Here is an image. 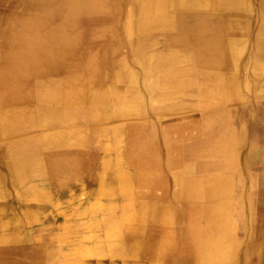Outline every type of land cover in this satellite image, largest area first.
Returning <instances> with one entry per match:
<instances>
[{"label": "bare ground", "instance_id": "1", "mask_svg": "<svg viewBox=\"0 0 264 264\" xmlns=\"http://www.w3.org/2000/svg\"><path fill=\"white\" fill-rule=\"evenodd\" d=\"M0 264H264V0H0Z\"/></svg>", "mask_w": 264, "mask_h": 264}, {"label": "crops", "instance_id": "2", "mask_svg": "<svg viewBox=\"0 0 264 264\" xmlns=\"http://www.w3.org/2000/svg\"><path fill=\"white\" fill-rule=\"evenodd\" d=\"M259 157V156H258ZM257 157V158H258ZM256 160H258V159H256ZM84 191H86V190H84ZM56 210V209H55ZM59 221L60 222H62V221H64L63 220V218L62 217H59ZM78 221H80V219H77V220H75V222H78ZM73 233H74V231H72ZM55 246V248H56V244L54 245ZM63 247V248H62ZM71 248H72V244H61V246H60V249H61V251H63V250H71ZM50 258L48 257L47 258V261H50L49 260ZM59 262L61 263L62 261L59 259Z\"/></svg>", "mask_w": 264, "mask_h": 264}, {"label": "rangeland", "instance_id": "3", "mask_svg": "<svg viewBox=\"0 0 264 264\" xmlns=\"http://www.w3.org/2000/svg\"><path fill=\"white\" fill-rule=\"evenodd\" d=\"M256 160V159H255Z\"/></svg>", "mask_w": 264, "mask_h": 264}]
</instances>
